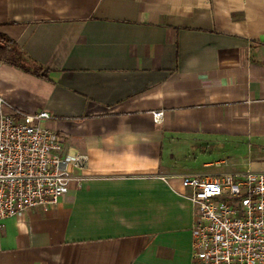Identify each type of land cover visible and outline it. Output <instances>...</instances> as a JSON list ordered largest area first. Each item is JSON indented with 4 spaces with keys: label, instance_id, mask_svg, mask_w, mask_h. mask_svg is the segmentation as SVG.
I'll list each match as a JSON object with an SVG mask.
<instances>
[{
    "label": "crops",
    "instance_id": "0c3cea01",
    "mask_svg": "<svg viewBox=\"0 0 264 264\" xmlns=\"http://www.w3.org/2000/svg\"><path fill=\"white\" fill-rule=\"evenodd\" d=\"M0 34L46 71L0 63V97L85 158L0 264H192L182 179L264 173V0H0Z\"/></svg>",
    "mask_w": 264,
    "mask_h": 264
},
{
    "label": "built area",
    "instance_id": "2783aa9c",
    "mask_svg": "<svg viewBox=\"0 0 264 264\" xmlns=\"http://www.w3.org/2000/svg\"><path fill=\"white\" fill-rule=\"evenodd\" d=\"M152 117L160 123L163 112ZM49 119L44 111L15 110L0 97V222L57 205L71 168L85 162L59 155L61 136L41 126ZM181 184L195 209L192 264H264V173L189 176Z\"/></svg>",
    "mask_w": 264,
    "mask_h": 264
},
{
    "label": "trees",
    "instance_id": "16d2710c",
    "mask_svg": "<svg viewBox=\"0 0 264 264\" xmlns=\"http://www.w3.org/2000/svg\"><path fill=\"white\" fill-rule=\"evenodd\" d=\"M0 63L35 77H46L43 67L31 60L14 41L2 34H0Z\"/></svg>",
    "mask_w": 264,
    "mask_h": 264
}]
</instances>
